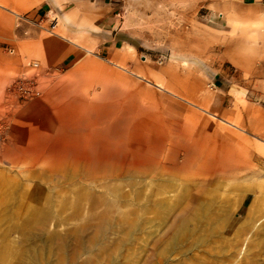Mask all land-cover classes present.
Listing matches in <instances>:
<instances>
[{"label":"rangeland","instance_id":"rangeland-1","mask_svg":"<svg viewBox=\"0 0 264 264\" xmlns=\"http://www.w3.org/2000/svg\"><path fill=\"white\" fill-rule=\"evenodd\" d=\"M58 1L0 12L29 30ZM120 6L111 56L48 69L0 49V264H264V138L240 124L264 112V1ZM112 101L149 139L58 135L72 106Z\"/></svg>","mask_w":264,"mask_h":264},{"label":"crops","instance_id":"crops-1","mask_svg":"<svg viewBox=\"0 0 264 264\" xmlns=\"http://www.w3.org/2000/svg\"><path fill=\"white\" fill-rule=\"evenodd\" d=\"M121 1L59 0L58 4L53 3L52 6L44 4L34 12L22 16L23 21L32 25L29 26V30L26 29L24 22L22 27H19L20 22L18 25H14L12 22L14 14L9 10L2 9L0 14L4 15L7 21L0 20V49H13L18 59L23 60L22 45L27 46L28 54L37 59L39 65L48 69H61L69 66L82 58L86 51H93L94 48H98L100 52H110L111 56L114 54L117 44L108 45V43L115 41L113 34L120 25L118 17L121 15ZM0 5L8 6L4 0H0ZM49 5L51 9H48ZM51 12L52 17L49 19ZM93 35L97 36L96 46H93ZM157 86L163 88L160 84ZM108 106L112 107V112H107ZM118 106L115 101L106 105L72 106L68 118L62 120L63 125H60L58 135L67 137L73 142L83 140L84 145L82 146L88 147L93 142L106 138L109 130L126 132L129 135L128 132L132 131L130 127L136 125V131L133 129L134 139L139 138L140 135L142 138L139 140L149 139L147 135L139 133L143 131V128L139 127L132 117L126 116L127 114L125 116L118 115L116 110ZM94 109L96 118L90 116ZM230 115L232 116V112ZM81 124L82 127L83 125L85 127V138H76L77 130H74L73 136V129ZM240 124L246 126L250 131L260 130L259 136L264 138V112L260 128L257 124L248 122L246 118ZM106 131L108 132L106 133ZM78 135L81 136V134ZM89 154L93 153L85 155V159L90 156Z\"/></svg>","mask_w":264,"mask_h":264},{"label":"built area","instance_id":"built-area-1","mask_svg":"<svg viewBox=\"0 0 264 264\" xmlns=\"http://www.w3.org/2000/svg\"><path fill=\"white\" fill-rule=\"evenodd\" d=\"M9 51L14 52L13 49H9ZM34 65L37 67L38 63H35ZM29 82L24 81V80H19V82L16 85V90L20 93V95L22 97L31 96L34 92V90L31 88V86L28 85Z\"/></svg>","mask_w":264,"mask_h":264}]
</instances>
